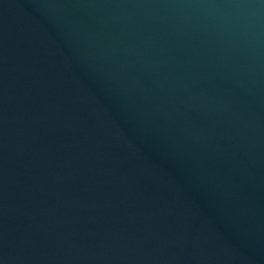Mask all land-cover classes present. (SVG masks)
<instances>
[{
    "label": "water",
    "instance_id": "1",
    "mask_svg": "<svg viewBox=\"0 0 264 264\" xmlns=\"http://www.w3.org/2000/svg\"><path fill=\"white\" fill-rule=\"evenodd\" d=\"M0 264H264V0H0Z\"/></svg>",
    "mask_w": 264,
    "mask_h": 264
}]
</instances>
